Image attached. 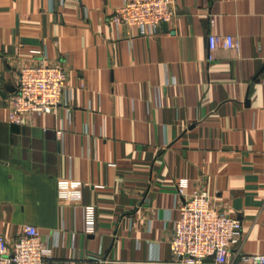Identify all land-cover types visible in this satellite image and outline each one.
I'll return each mask as SVG.
<instances>
[{
  "label": "crops",
  "instance_id": "0c3cea01",
  "mask_svg": "<svg viewBox=\"0 0 264 264\" xmlns=\"http://www.w3.org/2000/svg\"><path fill=\"white\" fill-rule=\"evenodd\" d=\"M123 1L0 0V234L10 245L36 226L46 264H181L168 240L184 179L241 220L229 261L252 264L264 254V0H174L147 35L111 23ZM210 34L238 48L209 51ZM41 61L65 69V100L12 124L17 69Z\"/></svg>",
  "mask_w": 264,
  "mask_h": 264
},
{
  "label": "built area",
  "instance_id": "2783aa9c",
  "mask_svg": "<svg viewBox=\"0 0 264 264\" xmlns=\"http://www.w3.org/2000/svg\"><path fill=\"white\" fill-rule=\"evenodd\" d=\"M174 0H124L114 7L111 23L136 27L139 34L154 33L160 22L174 16ZM220 44L238 48L232 35H208L209 51ZM66 71L45 62L22 64L17 69L14 90L6 97V118L21 125L30 115L43 116L64 102ZM178 217L170 220L169 249L181 264H232L229 250L241 240V220L218 210L205 191L187 190L182 179L175 188ZM91 217V208L87 210ZM51 246L44 243L36 226L25 224L12 244L0 234V264H46ZM211 259V261H207ZM264 264V254L251 258Z\"/></svg>",
  "mask_w": 264,
  "mask_h": 264
}]
</instances>
